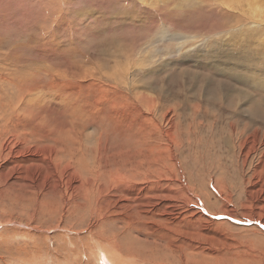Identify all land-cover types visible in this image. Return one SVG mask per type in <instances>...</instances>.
I'll list each match as a JSON object with an SVG mask.
<instances>
[{
    "label": "rangeland",
    "instance_id": "1",
    "mask_svg": "<svg viewBox=\"0 0 264 264\" xmlns=\"http://www.w3.org/2000/svg\"><path fill=\"white\" fill-rule=\"evenodd\" d=\"M237 2L0 0V264H264V17Z\"/></svg>",
    "mask_w": 264,
    "mask_h": 264
},
{
    "label": "bare ground",
    "instance_id": "2",
    "mask_svg": "<svg viewBox=\"0 0 264 264\" xmlns=\"http://www.w3.org/2000/svg\"><path fill=\"white\" fill-rule=\"evenodd\" d=\"M236 1H240L241 2V0H236ZM243 1V0H242ZM264 1V0H263ZM237 2V3H238ZM246 3V2H245ZM252 4H253V6H254V8L256 7V8H258V9H256V12L255 13H253V14H251V15H253V16H258V17H264V7H262V6H260V7H257L258 6V3H260L259 2V0H252V2H251ZM230 4H232V3H230V1H229V5ZM234 4V3H233ZM241 4V3H240ZM240 6V5H239ZM242 7V6H241ZM247 10H248V8H246ZM251 11V10H250ZM258 11H260L261 13L260 14H258ZM254 18V17H253ZM262 20V19H261ZM257 23V22H256ZM259 23H260V21H259ZM258 25V24H257ZM256 25V26H257ZM255 26V27H256ZM258 28V27H257ZM263 28V27H262ZM262 30H264V29H262ZM255 32V31H254ZM260 32H261V30H260ZM251 33H252V31H251ZM255 33H257V32H255ZM253 36V35H252ZM264 47V46H263ZM264 50V49H263ZM255 52V51H254ZM258 52V51H257ZM253 53V52H252ZM256 53V52H255ZM259 53V52H258ZM260 55V54H259ZM237 56V55H236ZM257 56H258V54H257ZM225 57H226V55H225ZM228 57V56H227ZM226 57V58H227ZM259 58V57H258ZM257 58V59H258ZM228 59V58H227ZM230 61V60H229ZM231 62V61H230ZM233 62V61H232ZM232 64V63H231ZM255 68V67H254ZM259 77V76H258ZM262 78V77H261ZM259 80V79H258ZM250 81V80H249ZM255 82V81H254ZM258 83V82H257ZM261 85V84H260ZM262 88H264V86H262ZM257 90H258V88H257ZM254 102V101H253ZM255 106H256V104H255Z\"/></svg>",
    "mask_w": 264,
    "mask_h": 264
},
{
    "label": "snow or ice",
    "instance_id": "3",
    "mask_svg": "<svg viewBox=\"0 0 264 264\" xmlns=\"http://www.w3.org/2000/svg\"><path fill=\"white\" fill-rule=\"evenodd\" d=\"M215 219H218V220H229V221H233L234 218L232 217H216ZM237 223H241L239 221H236ZM262 228H264V224H261L260 225Z\"/></svg>",
    "mask_w": 264,
    "mask_h": 264
}]
</instances>
